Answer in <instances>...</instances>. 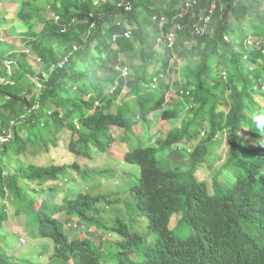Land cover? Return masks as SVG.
<instances>
[{
	"label": "trees",
	"instance_id": "1",
	"mask_svg": "<svg viewBox=\"0 0 264 264\" xmlns=\"http://www.w3.org/2000/svg\"><path fill=\"white\" fill-rule=\"evenodd\" d=\"M121 1L24 0L18 12L27 29L22 34L49 71L45 76L32 67L26 51L0 42V264H13L17 232L7 227L12 213L20 212L30 219L26 231L55 245L45 264H101L102 243L77 232L70 237L72 217L122 236L115 243L118 264H264V0H216L203 35L194 25L212 0H196L176 19L184 0H172L170 9L163 0L157 6L152 0H123L122 6ZM164 15L171 20L165 31L172 21L182 25L174 48L160 40ZM246 25L254 39L249 51ZM177 56L183 63L174 61ZM175 73L182 81L173 80ZM125 86L133 97L120 103ZM157 110L165 122L183 111L187 118L157 142L137 137L136 125ZM112 126L124 129L125 144L112 145ZM64 129L72 138L77 135L70 143L75 154L92 157L97 148L139 167L131 192L157 234L156 243L145 244L143 235L120 218L107 224L118 201L115 191L96 194L92 186L63 204H52L49 197L38 204L29 194L32 183L38 192L54 191L49 182L74 172L97 180L98 171L79 162L45 166L50 144ZM223 136L222 166L233 180H213L210 193L196 173L211 147L222 160ZM99 172L114 176L116 170Z\"/></svg>",
	"mask_w": 264,
	"mask_h": 264
},
{
	"label": "rangeland",
	"instance_id": "2",
	"mask_svg": "<svg viewBox=\"0 0 264 264\" xmlns=\"http://www.w3.org/2000/svg\"><path fill=\"white\" fill-rule=\"evenodd\" d=\"M23 1L24 0H0V42L3 43V48L8 47L10 50L26 51L29 55V61L32 67H34L37 72L44 71L45 76L46 72L48 73L49 71H46L43 62L39 61L37 53L31 45L27 44L22 34V32L27 31L24 21L18 18V12L22 7ZM171 1L172 0H163L161 4L164 5L166 2L165 5L170 9ZM184 2H181L180 10ZM121 3L124 4L123 0ZM223 4L225 5L226 3ZM152 5L157 6L158 0H152ZM230 18L233 21V15H231ZM246 26L247 27H245L243 35L246 36L245 45L248 47L249 51V47H253L254 39L249 37L252 32L250 31L251 27L248 25ZM40 28L41 25L36 26L35 30H40ZM208 28L210 29V26ZM236 38L238 44H241V23L236 25ZM157 42L159 43V40H157ZM161 42L165 45V41ZM174 61L179 62L180 64L183 63L182 58L178 56L177 59H174ZM126 69L130 72L129 68ZM9 70L12 71V69ZM127 70L124 72L128 73ZM35 76H33V78H35ZM172 78L173 80L180 79L181 81L183 79V77L177 73L173 74ZM36 80L37 78L33 79V82ZM128 93L129 88L125 86L119 98V101H121L120 103L126 101L129 102L133 96ZM167 98H170V95H168ZM118 103L119 102H117V105ZM115 109H117V107H115ZM160 114V110H157L149 115L147 121H143V119H141L139 124L135 127L136 136L143 139H146V137L149 136L153 141L157 142L165 136L167 131L173 129L174 127L183 125L181 120L184 117L187 118L186 112L183 111L180 118L171 119L165 122V120L161 118ZM112 130V137L114 138L112 145L115 146L125 144L123 138L124 129L112 126ZM260 136V138L264 141V135L260 134ZM225 137L226 136H223L222 142L218 145V154L223 156V162H225L226 158ZM73 140H77V135L72 138L70 130L64 129L60 132L58 134L56 144L53 142L50 144V151L46 154L49 158H47L48 162L45 163V166L50 165L51 162H55L60 166L79 162L85 169H96L98 171L97 180L93 177L86 180L82 173L74 172L73 177L67 178L65 175H62L57 181L49 182L48 185L53 186L55 188L54 191L44 190L43 192H38L37 184L32 183L31 187L34 188V190L29 188V194L38 200V204L43 203L47 197L50 198V202L52 204H63L64 198L74 199L79 193L86 192L88 190L90 191L92 186L96 188V194L109 192L114 193L115 191V196L118 201L112 206L111 212H109L110 214L107 218V224L110 225L113 219L116 220L117 218H120L125 221L132 230L138 231L143 235L145 244H149L150 242L156 243L157 234L149 230L146 224V218L142 215V211L139 206V199L131 192V188L138 183V177L140 176L139 167L137 165L124 162L120 158L115 157V155L111 156L109 151H100L97 148H94L92 151V157L86 156V154L77 155L75 154L77 149L76 145H74L73 149H70V143ZM185 147L188 152L193 151L192 146L187 145ZM213 148L214 147H211L212 152L206 161L207 163H214L216 154ZM160 157L161 156H159V158ZM23 158L28 160L31 156L25 155ZM40 162L42 163L41 160ZM106 168H114L116 170L115 175L112 176L109 173L101 174L99 172L100 170H104ZM198 173L200 180L207 182L208 188L211 192L213 188V176L204 170H199ZM184 179L189 181V176L187 175ZM224 180L231 183L233 180L232 173H227L224 176ZM107 183H109L110 188L106 187ZM46 186L47 184H44L43 189ZM99 205L103 207L105 203L101 202ZM26 218L27 217L22 212L17 215L12 213L11 224L7 227V230L12 229L17 232L16 238L14 239L15 246L12 262L13 264H28V261H30L31 264H45L47 261L51 260L50 257L55 252V245L48 239L38 238L29 230L26 231L27 224L24 223ZM59 219L64 221L65 216L60 215ZM69 221H71V223L67 231L71 237L74 232H77V235L80 237H88L93 243L98 245L102 243L103 257L100 261L101 264H118L119 256L117 255L115 243L122 240V236L119 233L112 232L109 228L99 227L97 229V227L94 226L90 227L87 223L77 224V217H72Z\"/></svg>",
	"mask_w": 264,
	"mask_h": 264
},
{
	"label": "built area",
	"instance_id": "3",
	"mask_svg": "<svg viewBox=\"0 0 264 264\" xmlns=\"http://www.w3.org/2000/svg\"><path fill=\"white\" fill-rule=\"evenodd\" d=\"M196 3H197L196 0H185L180 12L175 16L174 19H176L177 17L181 18V17L185 16L192 9V6L196 5ZM119 5L122 6L123 4L120 3ZM130 7L131 6L128 3L126 5V8L129 9ZM215 9H216V0H212V4H211V7L209 8V10L206 13L200 14L199 20L194 25V29H195L196 34L203 35L208 31L207 29L210 25L211 17L213 15ZM58 19H59V16L56 15L55 20L57 21ZM170 21H171L170 18H168L166 15L161 17L159 23H160V26L162 27V30H164V32H162L160 40L165 41V45H167L168 47L174 48L175 47V41H176V32L178 29L182 28V25L179 22L172 21L173 26L171 27V30L165 31V28H166L167 24L170 23ZM38 59L40 61V57ZM9 67H10V64H9ZM125 74H127V73H125ZM3 80H4V78H2L0 76V82H2Z\"/></svg>",
	"mask_w": 264,
	"mask_h": 264
},
{
	"label": "clouds",
	"instance_id": "4",
	"mask_svg": "<svg viewBox=\"0 0 264 264\" xmlns=\"http://www.w3.org/2000/svg\"><path fill=\"white\" fill-rule=\"evenodd\" d=\"M188 149H190V148H188ZM199 170H204L207 173L211 174L213 176V180H216V179L217 180H219V179H223L224 180L225 169L223 168V166H222V160H220V159H216L215 158L214 163H207L206 161L203 162L202 164L199 165ZM199 170L196 173V175H197V182H199L200 184L207 183V182H205L203 180H200V176H199V173H198ZM106 187L110 188L109 187V183L106 184ZM208 191L210 192V190H208ZM210 193H212V192H210ZM69 222L71 223V221H69ZM70 223H69V225H70Z\"/></svg>",
	"mask_w": 264,
	"mask_h": 264
}]
</instances>
